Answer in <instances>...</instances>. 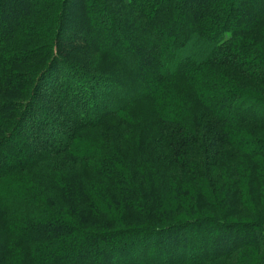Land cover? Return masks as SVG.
Segmentation results:
<instances>
[{
	"label": "trees",
	"instance_id": "1",
	"mask_svg": "<svg viewBox=\"0 0 264 264\" xmlns=\"http://www.w3.org/2000/svg\"><path fill=\"white\" fill-rule=\"evenodd\" d=\"M0 264H264V0H0Z\"/></svg>",
	"mask_w": 264,
	"mask_h": 264
},
{
	"label": "rangeland",
	"instance_id": "2",
	"mask_svg": "<svg viewBox=\"0 0 264 264\" xmlns=\"http://www.w3.org/2000/svg\"><path fill=\"white\" fill-rule=\"evenodd\" d=\"M77 1H78V0H71V3H72V4H75V3H77ZM225 233H226V231H224V230L221 231V235H222V236H223V234H225ZM182 234H183L182 231H180L179 234H178V232H177V233H173V232L170 233V235L172 236L173 239H174L175 237H177V239H180V240L182 241L183 245L186 246V248H187V247H189V244H190V243H189V240H188V239H183ZM170 235H168V236H170ZM221 235H220V236H221ZM194 236L196 237V234H195V233H194ZM202 237H204V236H202ZM202 237H201V238H202ZM217 238H218V236H217ZM164 239L166 240L165 242H168L167 239H170V238H169V237L167 238V236H166V237H164ZM164 239H163V240H164ZM202 239H203V238H202ZM193 240L196 241L197 239L194 238ZM199 240H201V239L199 238ZM215 240H217V239H215ZM220 240H221V239H220ZM220 240H218V242H219ZM150 243L153 244L154 241L151 240ZM203 243H204V241H202V244H203ZM194 244H196V243H194ZM125 246H127V245L125 244L123 247H125ZM194 246H195V245H194ZM121 247H122V245H121ZM131 248H132V247H131ZM191 248H192V252H193V248H194V247H191ZM130 251H131V250H130ZM130 251H129V252H130ZM153 254H154V252L150 251V252H147V253H146V256H147V258H149V257L153 256Z\"/></svg>",
	"mask_w": 264,
	"mask_h": 264
}]
</instances>
